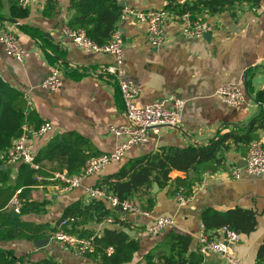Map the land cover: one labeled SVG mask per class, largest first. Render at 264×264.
<instances>
[{
  "label": "crops",
  "instance_id": "0c3cea01",
  "mask_svg": "<svg viewBox=\"0 0 264 264\" xmlns=\"http://www.w3.org/2000/svg\"><path fill=\"white\" fill-rule=\"evenodd\" d=\"M70 1L53 0L52 16L45 15L46 4L34 3L27 8L26 17H14L7 8L0 19V33L4 28L14 31L24 49V60L18 61L8 56L0 44V77L24 92L31 102L33 116L29 130L34 133L29 134L28 146L35 157L53 139L70 133L85 144L87 154L109 153L122 140L110 131V126L128 121L118 78L107 71L115 64V58L106 53L87 52L64 35L63 29L70 27L73 13ZM193 1L125 0L126 5L142 10L166 9ZM193 16L210 22L211 30L206 37L187 38L179 24L170 20L165 41L159 47L149 42L147 23L133 16L120 22L126 77L140 89L138 105L177 96L186 102L180 125L160 127V132L152 135L148 143L133 147L122 164L112 163L98 174L83 176L81 186L70 191L60 192L57 185L33 188L30 199L43 202L48 197L50 201L44 212L24 216L26 221L51 227L68 206L76 202L87 205L93 197L87 194L86 188H101L104 178L129 159L164 146L207 145L226 132L241 134L260 114L264 107L258 102L259 93L264 90V0H238L221 12L210 13L204 9ZM54 68L60 70L63 86L57 91L45 90L41 83ZM223 84L241 85L247 94L246 101L236 108L225 104L216 94ZM44 122L52 123L53 128L41 136L36 135L35 130ZM258 135L264 144V129H260ZM227 144L220 169L194 180L192 196L185 203L176 199V181L196 176L194 172L175 169L169 175L167 186L153 183L151 188L134 195L132 202L140 206L142 212L124 214L103 200L111 209L109 217L124 221V225L109 223L107 219L97 222L94 217L85 220L82 216L79 229L94 230L99 235L105 229H122L137 239L140 249L124 264H179L180 254L185 257V264H225L222 255H204L199 251L202 216L206 211L225 214L244 209L254 212L255 229L249 233L236 229L241 239L229 244V252L240 264H264L259 257L264 245V174L243 172L236 178L233 171L245 165L249 144L233 139ZM64 162V158L54 156L41 160V167L53 178L61 173L70 178L81 176L82 169L78 174L69 175ZM5 165L10 168L9 164ZM17 168L18 165L13 166V171ZM144 211H149L150 215H145ZM160 216L172 217L174 225L158 235L150 234L149 226ZM221 230L215 227L206 232L212 239L221 241ZM173 233L191 239L187 251L183 252V245L171 250L169 236ZM0 246L12 249L16 258L26 264L49 256L60 264H104L99 258L77 255L51 240L45 247H37L28 239L1 242ZM165 256H173V262L167 263Z\"/></svg>",
  "mask_w": 264,
  "mask_h": 264
},
{
  "label": "trees",
  "instance_id": "16d2710c",
  "mask_svg": "<svg viewBox=\"0 0 264 264\" xmlns=\"http://www.w3.org/2000/svg\"><path fill=\"white\" fill-rule=\"evenodd\" d=\"M238 0H194L182 5H170L166 7L176 13L189 12L193 15L207 10L210 13L221 12L228 5H232ZM10 10L14 17H26L27 8L19 4V0H0V19L5 15L4 12ZM70 8L73 11L70 27L84 29L87 35L98 45H105L109 42L113 32L121 22L123 7L120 0H71ZM55 8L53 0H49L45 6V15L52 16ZM30 100L25 93L11 86L0 77V243L10 242L17 239H44L52 235L56 230L63 229L67 233L80 237L95 236V249L88 256L99 258L104 264H124L133 258L134 254L140 249L139 241L130 237L122 229H105L102 235L94 230H82V216L94 217L97 222L105 221L110 216V208L102 199L93 198L87 205L83 202H76L68 206L62 217L53 223L51 227L46 224H34L26 221L23 217L30 213H42L46 210V205L50 198L43 202H37L29 198L31 190L39 186H64L58 179L49 177L47 171L41 167V160L53 159L54 156L64 158L65 167L69 175L78 174L83 170L84 164L90 154L84 150L85 144L75 135L67 134L62 138L56 137L49 145L42 149L35 157L38 168L31 167L30 164L8 162V156L19 138L27 127L28 138L30 131V119L33 116V109ZM258 102L264 104V90L259 93ZM41 126H39L40 128ZM37 128L35 132L39 129ZM264 129V107L259 115L247 126L245 132L237 134L226 132L217 135L207 145H193L190 147L164 146L146 155L129 159L114 173L107 175L101 186L102 189L116 195L120 200H131L134 195L144 188H151L153 183L159 186H167L170 183V173L172 170H180L186 173L194 172L195 178L178 179L176 181L175 193L180 187L186 188V193L192 195V186L195 181L207 172H216L224 163L223 152L228 149V140L249 144L259 138L258 131ZM39 136V135H38ZM5 164H9L7 168ZM13 171V166H17ZM15 177V178H14ZM21 190L23 199L20 213L13 217L14 208L10 205V200L16 191ZM65 220H69L65 222ZM124 225L119 219H114ZM202 224L205 229L215 227H232L243 232H251L256 226V216L254 212L244 209H236L219 214L211 211L204 212ZM43 237V238H42ZM190 238L178 234H171V250H176L178 245H183V252L187 251ZM112 247L113 252L108 249ZM179 264H185V257L181 256ZM202 256V255H201ZM264 261V245L259 254ZM16 258L12 249L0 246V264H12ZM167 263L173 262V256H165ZM26 264V262H25ZM31 264H60L53 257L32 262Z\"/></svg>",
  "mask_w": 264,
  "mask_h": 264
},
{
  "label": "built area",
  "instance_id": "2783aa9c",
  "mask_svg": "<svg viewBox=\"0 0 264 264\" xmlns=\"http://www.w3.org/2000/svg\"><path fill=\"white\" fill-rule=\"evenodd\" d=\"M48 1L19 0V4L21 7L26 8L34 3L47 4ZM130 16L147 23L148 40L155 47H159L164 43L166 26L170 20L179 24L181 33L187 38H202L211 30V24L208 20L194 17L189 12L176 13L165 8L142 10L125 5L122 10L121 21ZM63 32L65 36L83 50L92 53H106L115 58V64L109 66L107 71L118 78V86L125 104L128 121L125 124L110 126V131L116 137H121L122 140L109 153L89 156L84 164L81 176L70 178L63 173L57 174V178L64 183V186H56L60 192L70 191L81 186L83 176L98 174L112 163L122 164L133 147L148 143L152 135L160 132V127L164 125L179 126L182 122L186 105L185 100L177 96L164 98L143 106L138 105L137 98L140 94V89L126 77L124 35L120 24L105 45L95 43L87 35L86 31L81 28L65 27ZM0 44L3 45L8 56L16 58L18 61L24 60V49L21 40L14 31L4 28L0 33ZM62 86L61 72L58 68H54L41 83L43 89L50 91H57ZM216 94L225 104L233 108L241 106L247 97L244 88L237 84H223L216 90ZM52 128V123L44 122L35 134L41 136ZM24 131L16 139L9 153L8 162L11 164L24 162L30 164L33 168H38L35 163L34 153L28 146L26 126H24ZM245 162L243 167L236 168L233 171V175L236 178H240L243 172L250 175L264 174V144L261 140L256 139L250 143ZM86 192L90 197L107 201L113 209L124 214L142 212L141 207L131 200H120L116 195L100 187H87ZM191 196L186 193V188L184 187H180L176 193V199L181 204L185 203ZM22 203L21 190H18L10 200V205L14 208L15 213H20ZM143 213L150 215L149 211H144ZM68 221L65 220V222ZM106 221L112 223L113 218L109 217ZM172 225H174L172 217L160 216L149 226L148 231L150 234L158 235ZM221 229L223 239L218 241L212 239L206 232L205 226L201 224V232L198 235L200 253L204 255L209 253L220 254L225 258V264H240L229 252V244L240 241V232L232 227H223ZM94 238L95 236L80 237L67 233L63 229L54 231L50 236L51 241L71 249L80 256H86L94 251ZM108 252L112 253L113 248L110 247ZM12 264H25V262L15 260Z\"/></svg>",
  "mask_w": 264,
  "mask_h": 264
},
{
  "label": "water",
  "instance_id": "95a60500",
  "mask_svg": "<svg viewBox=\"0 0 264 264\" xmlns=\"http://www.w3.org/2000/svg\"><path fill=\"white\" fill-rule=\"evenodd\" d=\"M120 5L122 6V7H124L125 5H126V2H125V0H121L120 1ZM208 35V33L204 36V37H206ZM246 163V162H245ZM17 214L16 213H14L13 214V217H15ZM34 241V243L36 244V246L37 247H45V246H48L49 245V243H50V238L49 237H46V238H44V239H35V240H33Z\"/></svg>",
  "mask_w": 264,
  "mask_h": 264
}]
</instances>
